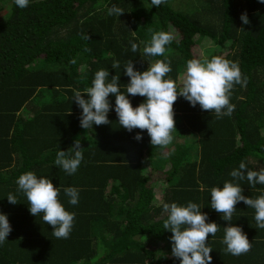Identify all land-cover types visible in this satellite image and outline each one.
<instances>
[{
  "label": "trees",
  "instance_id": "16d2710c",
  "mask_svg": "<svg viewBox=\"0 0 264 264\" xmlns=\"http://www.w3.org/2000/svg\"><path fill=\"white\" fill-rule=\"evenodd\" d=\"M113 5L124 12L109 15ZM242 13L247 14L248 24L242 22ZM157 31L170 32L174 39L165 46L164 56H143V48ZM203 37L223 42L219 50L228 49L218 56L237 63L247 85H234L230 97L234 111L222 118L178 96L173 104L175 131L192 134L195 154L181 158L180 147L179 156H171L167 163L175 152L165 153L168 158L159 172L166 175V183L155 201L153 185L139 169L143 154L153 165V152L161 146L151 145L147 130L140 131L142 139L136 140L133 131L119 125L115 95L112 101L110 94V123L94 124L90 133L78 136L82 109L72 101L73 90L90 87L95 73L107 69L109 79L119 75V87L126 92L130 77L124 68L130 59L138 71L147 70L148 62L170 61L172 71L165 78L179 85L187 61L194 59L192 45ZM132 43L138 45L137 52H132ZM73 58L75 64L69 62ZM114 61L119 68H112ZM54 64V70L47 69ZM37 86L62 90L55 93L54 106L47 98L42 110L31 114L29 99ZM133 97L134 102L128 95L133 107L146 100ZM17 108L25 111L19 120L13 115ZM51 118L59 123L60 133H54L60 136L51 133ZM33 120L37 126L29 127ZM76 139L83 159L69 175L54 161L57 152L68 150ZM249 155L255 159L249 161ZM241 161L252 170L264 169V3L260 0H165L158 8L151 0H29L25 8L15 0L0 2V204L7 208L0 213L7 215L12 228L0 244V264H180L172 248L167 249L172 233L163 228L167 218L163 204L189 202L207 214L206 222L218 224L217 233L208 236L210 264H264V229L256 228L255 209L240 201L229 222L210 206L211 188L223 187L225 181L239 183L245 196L264 194V185L252 187L246 179L231 177ZM28 171L51 179L60 189L58 199L74 213L68 238L57 239L43 214L30 213L16 183ZM67 187L78 190L76 205L69 203ZM10 193L16 204L9 203ZM229 223L247 235L252 247L246 254L224 252V227ZM146 234L165 242L160 258L140 241Z\"/></svg>",
  "mask_w": 264,
  "mask_h": 264
},
{
  "label": "clouds",
  "instance_id": "9594fccd",
  "mask_svg": "<svg viewBox=\"0 0 264 264\" xmlns=\"http://www.w3.org/2000/svg\"><path fill=\"white\" fill-rule=\"evenodd\" d=\"M165 0H151L157 8ZM264 3V0H260ZM19 8H25L29 0H15ZM124 10L116 5L108 8L109 15L120 16ZM244 24L249 23L246 13L241 14ZM84 39H90L84 36ZM174 39L170 32L157 31L151 36L150 43L143 48V56H164L165 46ZM132 52H137L138 45L131 44ZM85 51H91L86 48ZM76 63L73 58L69 61ZM147 70L134 69L130 59L124 70L130 77L126 85V92L119 87V75L109 79L107 69L98 70L92 85L83 92L73 90L72 101L82 109L80 126L90 129L93 125L109 124L108 112L111 105L109 94L115 95V112L119 125L131 132L133 129L147 130L152 146H167L173 141V131L177 130L174 121L173 104L178 96H183L192 106L200 105L202 110L214 112L217 118L231 116L235 105L230 103V97L235 84L247 85V77H242L239 65L222 56H212L211 59H190L186 64V71L179 85L171 78H165L172 71L170 61L156 60L148 62ZM119 62L114 61L112 68H119ZM179 88V90H178ZM84 94H87V98ZM146 97V100L137 107H133L128 95ZM136 140H141V133H137ZM80 140H75L68 150H60L56 154L54 164L59 166L69 175L74 174L83 159ZM236 181L247 180L248 184L264 185V169L259 171L248 168L244 161L230 173ZM18 189L22 191L30 206L33 216L43 214L42 219L47 225L52 226L53 236L57 239L68 238L73 222L74 213L65 209L58 199L60 189L54 186L51 179L37 177L31 171L21 174L17 181ZM69 203H78L79 193L74 187L64 189ZM210 206L222 215L225 221H232L236 204L242 201L248 208L255 209V222L257 229H264V194L256 198L243 195L239 183L225 181L223 187H212L210 190ZM9 203L18 202L11 193L7 196ZM163 211L167 218L163 221V228L172 233V256L180 259V264H210L212 248L208 246V236H214L218 229L215 222H206L207 214L201 207L189 202L186 206L176 203H164ZM12 228L6 214L0 213V244H3ZM222 243L226 245L225 253L233 256L246 254L251 250V243L240 226L229 223L224 227Z\"/></svg>",
  "mask_w": 264,
  "mask_h": 264
},
{
  "label": "rangeland",
  "instance_id": "374dc122",
  "mask_svg": "<svg viewBox=\"0 0 264 264\" xmlns=\"http://www.w3.org/2000/svg\"><path fill=\"white\" fill-rule=\"evenodd\" d=\"M6 1L7 0H0L1 3H5ZM176 3L177 2L172 3L173 7H175ZM192 46H193L192 51L194 54V59H204V58L211 59L212 56H218V53L220 51L225 52L228 49V48H224V49L219 50L223 46V42L222 43H214L208 37H203V38L199 39ZM219 56H220V54H219ZM182 134H183V138L181 139V137L177 134V132L173 131L172 143L167 145V146H161V148L159 147V149L156 148L154 150V152H153V154H154L153 165H150L148 163V161H146L145 165L141 164V166H140L139 170L145 172V173H143V175L144 176L146 175L148 178H150L149 183H151L153 185L154 200L155 201L159 199V197L161 195L160 192L166 183L165 179H164V176H166V175L163 172H162L163 174H161L159 172L163 169V167L166 163V158H168V155L165 153L167 151L175 152V153L169 155V159L167 160V163H169L171 156H179L178 151L181 153L180 147L183 148V152L180 154L181 158L184 157L185 153L189 157H193L190 155L195 154V142H194V138H192L193 137L192 134L189 133V131H183V133H181V135ZM188 136H190L191 138L188 139L189 143H186ZM162 148L164 150H162ZM247 159L249 161L250 160L253 161L255 158H254V156L249 155V156H247ZM155 176H156V179H151L152 177H155ZM171 177L172 176H170V178ZM141 239L142 240H140V241H144V243L147 246L151 247L156 253L159 254V256H157V259L160 258V253L162 251H164L163 245H165V242L163 240H161L158 236L153 235V234L143 235V236H141ZM166 246H167V243H166ZM171 248H172V244L168 245L167 249L169 250Z\"/></svg>",
  "mask_w": 264,
  "mask_h": 264
},
{
  "label": "crops",
  "instance_id": "0c3cea01",
  "mask_svg": "<svg viewBox=\"0 0 264 264\" xmlns=\"http://www.w3.org/2000/svg\"><path fill=\"white\" fill-rule=\"evenodd\" d=\"M58 63H60V62H58ZM56 66L57 65L54 64L52 68L51 67H47V69L48 70H54L56 68ZM61 90H62L61 88L54 89V88H49V87H44V86H37L34 89V92H33V94L31 95V97L29 99V101L31 103V108H30V110H29L28 113H31L32 114L33 111H36L37 113L40 112V110H42L41 109L42 108V105L45 103L44 101L47 98H48V101H46V102H48L50 105L54 106V103H55V101H54V95H55V93L57 95H60ZM79 91L83 92L84 90H79ZM110 97H111V100L113 101L114 94H110ZM132 99H133V102H134V97L133 96H132ZM24 112L25 111L23 110V108H20V109L17 108L16 111H15V113H13V115L16 116L17 120H19V118L22 117V115H24ZM77 113H79V112H77ZM30 125L31 126H29V127L37 126V122L35 120H33L30 123ZM49 127L52 130H54V131H51V133L54 134V136H60V135H57V134L54 133L55 131H57V133H60V131H59L60 125H59V123L55 119H53V118L50 119V121H49ZM77 131H80V134L78 136H81V137L82 136H86L88 133H90V129H84L80 125H79V128H78ZM132 131H133L134 134H137V133H140L141 130L140 129H133ZM175 132H177V131H175ZM177 134L182 139V135L183 134L181 135V133H179V132H177ZM195 140H196V138H195ZM195 143H196V141H195ZM143 157H145V159ZM146 161H148V157L146 158V156L143 154L141 164H144L145 165ZM141 172L142 173H145L144 171H141ZM151 179H156V176L155 177H152ZM209 185L207 187H209ZM192 186H195V185L193 184ZM213 186L216 187L217 184H214ZM0 209L1 210H4V211L7 210L6 206L5 205H1V204H0Z\"/></svg>",
  "mask_w": 264,
  "mask_h": 264
}]
</instances>
